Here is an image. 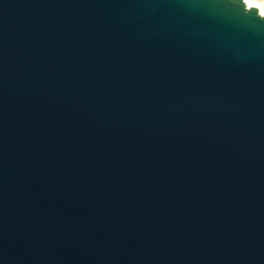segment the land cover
Wrapping results in <instances>:
<instances>
[{
    "label": "water",
    "instance_id": "1",
    "mask_svg": "<svg viewBox=\"0 0 264 264\" xmlns=\"http://www.w3.org/2000/svg\"><path fill=\"white\" fill-rule=\"evenodd\" d=\"M0 264H264L250 0H0Z\"/></svg>",
    "mask_w": 264,
    "mask_h": 264
},
{
    "label": "rangeland",
    "instance_id": "2",
    "mask_svg": "<svg viewBox=\"0 0 264 264\" xmlns=\"http://www.w3.org/2000/svg\"><path fill=\"white\" fill-rule=\"evenodd\" d=\"M252 4L257 5L261 8V5L264 4V0H251Z\"/></svg>",
    "mask_w": 264,
    "mask_h": 264
},
{
    "label": "bare ground",
    "instance_id": "3",
    "mask_svg": "<svg viewBox=\"0 0 264 264\" xmlns=\"http://www.w3.org/2000/svg\"><path fill=\"white\" fill-rule=\"evenodd\" d=\"M254 6L257 7L260 10V12L262 13V15L264 16V4L261 5V8L259 6H257V5H254Z\"/></svg>",
    "mask_w": 264,
    "mask_h": 264
}]
</instances>
